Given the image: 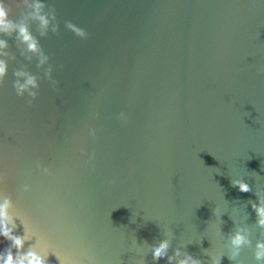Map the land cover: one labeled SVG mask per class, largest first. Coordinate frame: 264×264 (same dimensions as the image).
<instances>
[{"label": "water", "instance_id": "obj_1", "mask_svg": "<svg viewBox=\"0 0 264 264\" xmlns=\"http://www.w3.org/2000/svg\"><path fill=\"white\" fill-rule=\"evenodd\" d=\"M0 2L38 48L0 33L14 264H264V0Z\"/></svg>", "mask_w": 264, "mask_h": 264}, {"label": "clouds", "instance_id": "obj_2", "mask_svg": "<svg viewBox=\"0 0 264 264\" xmlns=\"http://www.w3.org/2000/svg\"><path fill=\"white\" fill-rule=\"evenodd\" d=\"M34 8V13H31L33 19H37L40 22L41 28H46L48 24V20L45 18V16L40 15V11L43 7L42 4L35 3L32 5ZM9 12L10 9H8L2 2H0V33L4 34H11L12 32L17 33V38L21 40V42L25 43L27 45V48L29 51L36 52L38 51L37 48V42L32 37L31 33L29 32L28 26L24 23H15L14 21L9 19ZM71 27V26H70ZM78 31V30H77ZM43 34V32L41 33ZM5 47V42L0 40V48ZM6 71V65L3 61H0V78H2ZM16 75H24V73H16ZM29 86L35 87V79L31 76H29L26 79V82L24 84H20L19 81L16 82L15 88L17 91V95H21L23 91L27 90ZM30 96H35V93L29 92ZM234 186H237L240 191H249V188L246 184L233 181ZM258 215H260L262 218L258 221V223L262 226H264V209L257 208L256 209ZM231 244L234 248L239 249V247L245 243H247V240L244 236L237 233L234 237L231 238ZM167 248L166 242H161L158 247L154 249L153 252V258H159L162 257L165 254V250ZM257 252L255 253L256 259H260L262 256H264V244L258 243L257 245ZM191 258L181 261L180 264H189V260ZM191 264H195V261H192Z\"/></svg>", "mask_w": 264, "mask_h": 264}, {"label": "bare ground", "instance_id": "obj_3", "mask_svg": "<svg viewBox=\"0 0 264 264\" xmlns=\"http://www.w3.org/2000/svg\"><path fill=\"white\" fill-rule=\"evenodd\" d=\"M0 259L4 262V264H14L10 257H8L3 251L0 249Z\"/></svg>", "mask_w": 264, "mask_h": 264}, {"label": "built area", "instance_id": "obj_4", "mask_svg": "<svg viewBox=\"0 0 264 264\" xmlns=\"http://www.w3.org/2000/svg\"><path fill=\"white\" fill-rule=\"evenodd\" d=\"M0 264H4V262L0 259Z\"/></svg>", "mask_w": 264, "mask_h": 264}]
</instances>
